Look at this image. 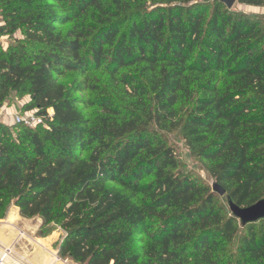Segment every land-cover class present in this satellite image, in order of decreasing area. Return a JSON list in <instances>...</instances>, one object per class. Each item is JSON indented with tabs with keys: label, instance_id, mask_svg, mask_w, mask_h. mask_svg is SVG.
I'll use <instances>...</instances> for the list:
<instances>
[{
	"label": "trees",
	"instance_id": "16d2710c",
	"mask_svg": "<svg viewBox=\"0 0 264 264\" xmlns=\"http://www.w3.org/2000/svg\"><path fill=\"white\" fill-rule=\"evenodd\" d=\"M4 37L0 109L26 96L47 126L0 124V220L59 229L75 264H264V220L224 208L264 200L257 21L217 0H0ZM172 133L223 197L179 172Z\"/></svg>",
	"mask_w": 264,
	"mask_h": 264
},
{
	"label": "rangeland",
	"instance_id": "374dc122",
	"mask_svg": "<svg viewBox=\"0 0 264 264\" xmlns=\"http://www.w3.org/2000/svg\"><path fill=\"white\" fill-rule=\"evenodd\" d=\"M231 11L246 15L251 21H257L260 27L264 28V7H250L236 3ZM19 36V33L15 35V37ZM0 43L2 46H8V44H10L6 37L0 39ZM27 103L28 97L12 94L0 110V113L3 114L2 116L0 115V124L8 127L12 132H16L15 128L18 127V125L15 122V118L17 116L35 115L36 111H23V107H25ZM167 143L173 148L178 162L179 172L181 174L192 175L199 182L206 184L211 188L214 183L213 180L204 170L202 163L190 155V152L180 135L178 133L168 135ZM224 208L226 209V213H228L226 204H224ZM11 209L12 207L8 212ZM8 215L9 214L7 213L6 217L0 220V227L5 226L9 220H13L12 218H9L10 216ZM17 226L15 235L10 233L8 229L4 234V237L11 241L9 247L3 245L0 240V251L3 252L6 249H10L14 259V261H10V263L6 259L3 264H29V262L36 257L38 245L40 244L44 246V242H47V239L49 240L50 238V240L55 238V241H51L53 243L50 242L48 250L54 251L58 256L57 247L63 237V233L59 229L54 230L51 234H47V236H45V233L42 235V231L45 232L46 229H42V220L40 218H22L21 223ZM59 259L61 260L60 264H75L71 261H66L61 258Z\"/></svg>",
	"mask_w": 264,
	"mask_h": 264
},
{
	"label": "crops",
	"instance_id": "0c3cea01",
	"mask_svg": "<svg viewBox=\"0 0 264 264\" xmlns=\"http://www.w3.org/2000/svg\"><path fill=\"white\" fill-rule=\"evenodd\" d=\"M6 47L7 45L3 46L4 49ZM0 115L2 116L3 114L0 113ZM8 214H9L8 216H10L9 218H12L13 220H9L5 226L0 227L1 243L3 245H7V247L10 246L11 241L10 239H6V237H4V234L9 230L10 233L15 235V232H16L15 230H17V227H18L17 225L20 224L22 221V218L20 217L19 211L17 208L12 207V209L8 212ZM50 239L49 240L47 239V242H44V246L40 244L38 245L36 257L33 260H31L29 264H60L61 263V260L57 256V253H54V251L52 250H48V245L50 244V242L55 241V238H52L53 240H50ZM7 250H10V249H7ZM0 254H2V251H0Z\"/></svg>",
	"mask_w": 264,
	"mask_h": 264
},
{
	"label": "water",
	"instance_id": "95a60500",
	"mask_svg": "<svg viewBox=\"0 0 264 264\" xmlns=\"http://www.w3.org/2000/svg\"><path fill=\"white\" fill-rule=\"evenodd\" d=\"M217 1L222 3L228 10H231L237 3V0ZM211 188L212 192L216 193L218 196L223 197L225 195L224 190H222L217 184L213 183ZM228 209L232 216L235 217L242 226L264 220V200L247 208H240L233 204L231 200H228Z\"/></svg>",
	"mask_w": 264,
	"mask_h": 264
},
{
	"label": "built area",
	"instance_id": "2783aa9c",
	"mask_svg": "<svg viewBox=\"0 0 264 264\" xmlns=\"http://www.w3.org/2000/svg\"><path fill=\"white\" fill-rule=\"evenodd\" d=\"M52 117V111H48L47 118L51 119ZM15 122L18 126L24 127L26 129H34L38 126L46 127V119L41 116L37 115H24V116H17L15 118ZM11 254L9 250H4L2 254H0V264H3L5 258Z\"/></svg>",
	"mask_w": 264,
	"mask_h": 264
},
{
	"label": "bare ground",
	"instance_id": "6f19581e",
	"mask_svg": "<svg viewBox=\"0 0 264 264\" xmlns=\"http://www.w3.org/2000/svg\"><path fill=\"white\" fill-rule=\"evenodd\" d=\"M10 251V250H9ZM3 253V252H2ZM8 260L9 261V263H10V261H14L13 260V256H12V253L11 254H9L6 258H5V260ZM8 264V263H7Z\"/></svg>",
	"mask_w": 264,
	"mask_h": 264
}]
</instances>
